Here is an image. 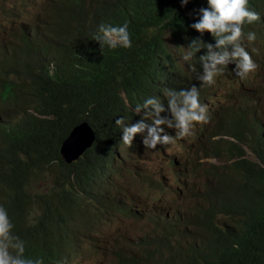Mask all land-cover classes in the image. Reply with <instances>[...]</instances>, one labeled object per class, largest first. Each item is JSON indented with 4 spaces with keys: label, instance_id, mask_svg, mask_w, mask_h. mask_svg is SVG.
<instances>
[{
    "label": "clouds",
    "instance_id": "obj_1",
    "mask_svg": "<svg viewBox=\"0 0 264 264\" xmlns=\"http://www.w3.org/2000/svg\"><path fill=\"white\" fill-rule=\"evenodd\" d=\"M53 1L35 23L0 43V264H68L83 252L102 258L103 249L90 236L114 214L152 225L151 232L141 230L135 236L130 250L113 252L117 264H164L167 255L155 245L138 244L154 227L142 208L143 195L153 213L166 215V229L172 228L174 211L193 204L190 188L198 196L208 189L213 199L233 203L258 204L264 199L253 197L247 186L227 181L221 166L231 160L216 155L217 145L234 140L226 132L243 109H257L264 122V49L256 50L264 44V0H148L161 11L166 1L177 10L164 13L158 22L143 12V0H93L96 7L91 11L86 0H64L66 36L45 35L40 29ZM27 2L36 7L37 0ZM167 34L175 48L183 49L180 57L167 47ZM20 40L24 45L19 56L9 59L5 45ZM48 46L41 63L24 64L30 48L43 52ZM113 76L119 78V90L107 110L75 124L61 139L58 156L47 153V163L20 177L18 168L35 155L55 121L91 103ZM82 123L92 141L66 158L62 142ZM175 143L194 149L182 153L183 163L177 156L170 162L174 180L178 187L185 186L191 204L162 212L150 201L142 168L129 172L123 166V151L160 152ZM244 149V157L261 164ZM111 168L116 174L112 179L106 172ZM61 172L70 175L73 186L57 195L51 190L52 179ZM123 180L139 186L136 200L119 184ZM123 200L127 213L110 210ZM83 207L88 208L86 214ZM226 219L224 213L218 216L224 229Z\"/></svg>",
    "mask_w": 264,
    "mask_h": 264
},
{
    "label": "trees",
    "instance_id": "obj_2",
    "mask_svg": "<svg viewBox=\"0 0 264 264\" xmlns=\"http://www.w3.org/2000/svg\"><path fill=\"white\" fill-rule=\"evenodd\" d=\"M141 8L155 22L164 13H177L169 1L161 6L163 11L148 0H143ZM263 49L264 44L256 48ZM48 53L49 46L43 52L32 47L23 62L35 66ZM118 90L119 78L113 76L91 103L81 109H70L63 120H56L55 129L41 139L35 155L18 168L17 174L23 177L40 168L47 163L49 152L58 156L59 143L69 130L83 120L91 121L101 116ZM226 135L234 140L225 139L216 146L218 157L231 160L221 166L224 178L249 187L256 199L264 198V122L258 110L243 109ZM244 147L251 150L261 164L244 157ZM68 185L73 186L70 175L61 172L52 179L51 190L57 195L67 194L70 192ZM190 196L193 204L187 210L174 211L171 229L163 226L165 214L149 213L154 222L153 234L142 235L138 244L155 245L167 255L164 264H264V199L258 204L233 203L213 199L208 189L198 196L192 188ZM221 213L227 216L225 229L218 223Z\"/></svg>",
    "mask_w": 264,
    "mask_h": 264
},
{
    "label": "rangeland",
    "instance_id": "obj_3",
    "mask_svg": "<svg viewBox=\"0 0 264 264\" xmlns=\"http://www.w3.org/2000/svg\"><path fill=\"white\" fill-rule=\"evenodd\" d=\"M49 0H37L36 7H30L27 0H0V43L4 40L11 41V38L19 29L28 28L35 23L43 11L48 7ZM87 9L90 11L96 7V2L86 0ZM67 8L64 0H54L49 11L43 16L40 23V29L45 35L66 36L69 22L67 21ZM70 24H75L72 22ZM165 43L167 47L176 49V56L180 57V52L183 49L175 48V41L170 34L166 35ZM24 45V40L19 43L9 44L6 46L5 55L9 59H14L19 56V48ZM184 63V62H182ZM193 146L187 143H175L168 149L160 152L147 153H129L123 151L126 156L124 167L127 171L132 172L138 167L142 168L146 175V192L150 197V201L157 209L162 212H172L176 205L188 207L191 202L186 199L185 186L178 187L174 180V168L171 165L173 156H177L183 163L185 156L182 153L193 152ZM213 162V159H207ZM106 172L111 173L110 179L114 177L115 171L113 168L107 169ZM108 178L105 174L101 177L104 181ZM124 186L128 193L136 200L138 198L139 186L127 180L119 182ZM40 191V189H37ZM36 190L33 191V193ZM123 198L127 199V195L121 192ZM82 200L87 201L83 198ZM142 208L149 214L152 213L151 207L146 203L145 195L142 196ZM88 208L83 207V212L86 214ZM110 210L114 213H127L129 207L127 201L113 204ZM86 216V215H85ZM87 217V216H86ZM88 220L84 219L82 223L86 225ZM103 225V226H102ZM96 231V235L90 236L94 239L97 247L103 249V256L99 258L95 253H82L70 260L68 264H117L114 259L113 252H123L126 247L130 250L129 244L135 242V236L142 230L146 233L151 232L152 225L148 220H140L139 217L132 219L118 214L110 219L108 224H102ZM82 247L86 251L90 248L84 242Z\"/></svg>",
    "mask_w": 264,
    "mask_h": 264
},
{
    "label": "water",
    "instance_id": "obj_4",
    "mask_svg": "<svg viewBox=\"0 0 264 264\" xmlns=\"http://www.w3.org/2000/svg\"><path fill=\"white\" fill-rule=\"evenodd\" d=\"M91 141H92V133L87 127V125L82 123L74 127L70 132L69 136L62 142L61 152L66 158L68 154L78 155L82 149H84L90 144Z\"/></svg>",
    "mask_w": 264,
    "mask_h": 264
},
{
    "label": "bare ground",
    "instance_id": "obj_5",
    "mask_svg": "<svg viewBox=\"0 0 264 264\" xmlns=\"http://www.w3.org/2000/svg\"><path fill=\"white\" fill-rule=\"evenodd\" d=\"M103 226V225H102Z\"/></svg>",
    "mask_w": 264,
    "mask_h": 264
}]
</instances>
